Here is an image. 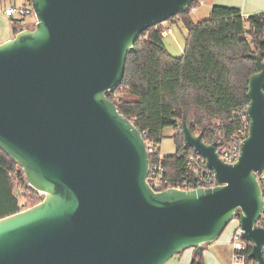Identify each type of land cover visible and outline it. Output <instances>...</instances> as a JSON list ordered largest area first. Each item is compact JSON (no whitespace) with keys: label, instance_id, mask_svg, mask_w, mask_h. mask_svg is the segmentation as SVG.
Masks as SVG:
<instances>
[{"label":"water","instance_id":"obj_1","mask_svg":"<svg viewBox=\"0 0 264 264\" xmlns=\"http://www.w3.org/2000/svg\"><path fill=\"white\" fill-rule=\"evenodd\" d=\"M194 1L31 0L35 28L0 43V149L44 197L0 218V264H166L190 248L202 256L237 218L264 264L263 56L250 55V131L235 163L181 120L212 187L154 191L145 139L107 95L142 32Z\"/></svg>","mask_w":264,"mask_h":264},{"label":"trees","instance_id":"obj_2","mask_svg":"<svg viewBox=\"0 0 264 264\" xmlns=\"http://www.w3.org/2000/svg\"><path fill=\"white\" fill-rule=\"evenodd\" d=\"M197 3L167 20L182 22L188 31L182 55L168 51L164 22L146 29L127 57L121 84L107 94L156 148L164 129L174 127L176 151L161 162L163 176L175 182H192L196 174L190 157L197 154L185 144L181 120L206 143L230 144L241 126L237 112L249 104V78L258 71L250 55L259 53L264 60V12L245 16L238 7L216 4L209 17L196 21L192 8ZM26 18L15 19V34ZM37 193L22 167L0 149V218L42 201L36 200ZM247 243L246 264H257L249 258L252 244ZM192 264H204L203 255Z\"/></svg>","mask_w":264,"mask_h":264},{"label":"built area","instance_id":"obj_3","mask_svg":"<svg viewBox=\"0 0 264 264\" xmlns=\"http://www.w3.org/2000/svg\"><path fill=\"white\" fill-rule=\"evenodd\" d=\"M205 0H198V3L192 8V11H196L200 6L204 5ZM5 13L7 16H16L18 18H26L35 15L31 1H25L21 5H11L6 8ZM27 26V25H23ZM29 27V26H27ZM165 33V32H164ZM248 105L241 107L238 110V115L241 118V126L233 136V140L226 146H221L222 141L218 142V152L221 159L227 163H235L240 155L241 143L248 136L250 131V118L247 114ZM146 142V141H145ZM147 150L150 154V165L147 181L154 191L160 192L169 188L179 189H196L212 187L217 184L214 171L208 167L207 161L204 157L197 154V156L190 157V164L196 169L194 180L191 181H171L163 176L164 166L161 162L162 156L159 150L151 142H146ZM151 158L153 159L151 161ZM256 177L260 186L264 189V170L256 173ZM238 219V223L235 227L232 238V264H246L247 262V249L249 244L243 239L241 235V224ZM258 225L264 227V211L261 214Z\"/></svg>","mask_w":264,"mask_h":264},{"label":"rangeland","instance_id":"obj_4","mask_svg":"<svg viewBox=\"0 0 264 264\" xmlns=\"http://www.w3.org/2000/svg\"><path fill=\"white\" fill-rule=\"evenodd\" d=\"M10 1V0H8ZM25 0H11L8 2V4H14V5H21L24 3ZM204 5L200 6L196 11H192V16L194 20L198 21L200 19H205L208 16H202L204 11ZM26 25H28L30 28H35V22H36V16L32 15L27 17L25 20ZM167 22V21H166ZM169 25L172 28L173 34L166 36L164 38L165 45L168 49V51L175 55L180 56L184 52V47L186 43V38L188 35V31L186 27L181 22H170ZM179 48H183V52H180ZM175 129L172 126H168L163 131V138L161 142L157 145V149L159 150V153L161 156L169 155L172 153H175L176 151V142H175ZM23 192V189L20 188ZM36 200L43 198L44 194L37 191ZM23 202H27V199H23ZM32 203V202H31ZM28 203V207H32ZM39 203V202H38ZM238 223V219L233 220L229 223V225L226 227L222 235L213 243H211L207 248L205 249V258L208 259V261H212L215 258H219L221 260L222 264H232L231 263V254H232V238L234 234L235 227ZM191 251L190 249H187L181 253L176 254L173 256L166 264H184V261L190 256Z\"/></svg>","mask_w":264,"mask_h":264},{"label":"crops","instance_id":"obj_5","mask_svg":"<svg viewBox=\"0 0 264 264\" xmlns=\"http://www.w3.org/2000/svg\"><path fill=\"white\" fill-rule=\"evenodd\" d=\"M11 1V0H10ZM8 0H0V43L9 40L10 38L15 36L14 33V22L15 19H18L16 16H7L5 10L7 7L14 5L8 4L10 2ZM26 1V0H25ZM24 1V2H25ZM228 5V6H235L242 10V13L245 16H249L255 13L264 12V0H205L204 3V11L202 16H208L211 12L213 5ZM170 22H164L165 33L164 38L171 33L173 34L172 28L169 25ZM181 23V22H180ZM21 28V27H20ZM180 52H183V48H179ZM191 254L190 256L184 261V264H192V260L195 257L194 251L190 248ZM205 253V252H204ZM204 264H222L219 258H215L212 261H208L203 254Z\"/></svg>","mask_w":264,"mask_h":264}]
</instances>
